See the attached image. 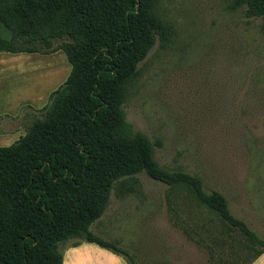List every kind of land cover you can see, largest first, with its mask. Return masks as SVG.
<instances>
[{
	"label": "trees",
	"instance_id": "obj_1",
	"mask_svg": "<svg viewBox=\"0 0 264 264\" xmlns=\"http://www.w3.org/2000/svg\"><path fill=\"white\" fill-rule=\"evenodd\" d=\"M159 0H0V53L51 55L63 52L70 72L52 91L25 134L0 147V264H62L61 245L94 244L134 264L116 243L89 227L108 207L118 180L144 174L171 187L186 184L198 202L218 216L225 236L210 243L230 259L264 242L234 219L218 191L209 195L183 174L168 175L154 147L127 122L126 86L159 41L168 44L170 25L156 13ZM249 17H264V0H236ZM1 34V33H0ZM243 241L237 242V233ZM211 255L212 247H207Z\"/></svg>",
	"mask_w": 264,
	"mask_h": 264
},
{
	"label": "rangeland",
	"instance_id": "obj_2",
	"mask_svg": "<svg viewBox=\"0 0 264 264\" xmlns=\"http://www.w3.org/2000/svg\"><path fill=\"white\" fill-rule=\"evenodd\" d=\"M156 13L172 37L164 47L156 42L128 82L125 118L153 144L161 170L223 194L231 216L264 242V17H249L236 0H159ZM27 62L28 79L48 81L51 92L70 72L63 53ZM220 223L191 186L139 174L114 183L89 230L134 264H216L229 258L210 243L212 234L225 236ZM237 249L230 259L238 264L255 253Z\"/></svg>",
	"mask_w": 264,
	"mask_h": 264
},
{
	"label": "crops",
	"instance_id": "obj_3",
	"mask_svg": "<svg viewBox=\"0 0 264 264\" xmlns=\"http://www.w3.org/2000/svg\"><path fill=\"white\" fill-rule=\"evenodd\" d=\"M61 53H0V147L10 146L25 134L26 127L32 121L29 111L39 112L47 104L51 93L48 81L34 84L33 78L28 79L29 70H26L24 64L34 59L51 60ZM58 72L59 66L56 74ZM62 264L127 263L123 258L94 244L82 243L63 250ZM252 264H264V252Z\"/></svg>",
	"mask_w": 264,
	"mask_h": 264
}]
</instances>
